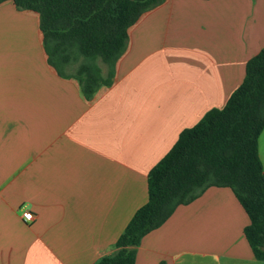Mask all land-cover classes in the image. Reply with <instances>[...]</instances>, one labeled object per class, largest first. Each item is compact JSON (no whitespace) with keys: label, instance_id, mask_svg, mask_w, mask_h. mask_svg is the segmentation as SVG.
I'll list each match as a JSON object with an SVG mask.
<instances>
[{"label":"crops","instance_id":"crops-1","mask_svg":"<svg viewBox=\"0 0 264 264\" xmlns=\"http://www.w3.org/2000/svg\"><path fill=\"white\" fill-rule=\"evenodd\" d=\"M128 35L113 83L86 98L49 63L40 14L0 4V264L114 253L150 170L264 48V0H164ZM259 154L264 168V130ZM249 223L231 188L209 187L133 247L135 264H264Z\"/></svg>","mask_w":264,"mask_h":264},{"label":"trees","instance_id":"trees-1","mask_svg":"<svg viewBox=\"0 0 264 264\" xmlns=\"http://www.w3.org/2000/svg\"><path fill=\"white\" fill-rule=\"evenodd\" d=\"M11 1L19 10L40 14L49 63L60 76L78 80L86 98L113 83L116 63L128 46V29L164 2ZM263 130L264 48L247 62L245 78L227 103L182 130L173 147L150 170L148 201L117 239L116 251L94 264H135L133 247L163 225L178 206L191 203L212 186L232 189L250 219L245 236L256 257L264 260V168L259 154Z\"/></svg>","mask_w":264,"mask_h":264},{"label":"built area","instance_id":"built-area-1","mask_svg":"<svg viewBox=\"0 0 264 264\" xmlns=\"http://www.w3.org/2000/svg\"><path fill=\"white\" fill-rule=\"evenodd\" d=\"M23 218L26 220V221H32L34 219V215L31 211L29 210H26L23 212Z\"/></svg>","mask_w":264,"mask_h":264}]
</instances>
